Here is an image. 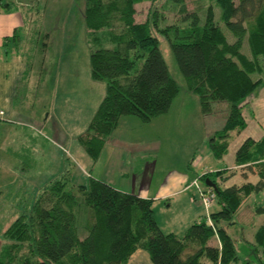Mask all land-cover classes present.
<instances>
[{
	"label": "trees",
	"instance_id": "1",
	"mask_svg": "<svg viewBox=\"0 0 264 264\" xmlns=\"http://www.w3.org/2000/svg\"><path fill=\"white\" fill-rule=\"evenodd\" d=\"M206 1L204 16L200 17L186 11L185 0H85L83 22L91 79L105 83L102 101L86 130L77 137L93 163L121 117L132 116L148 123L166 113L178 95V84L170 77L158 48V34L167 40L187 90L197 95L202 115H210L216 102L228 103L222 129L206 140L215 160L227 154L232 132L245 128L242 110L246 100L264 82V0ZM209 2L220 8L222 28L215 22ZM164 5L183 14L182 26L159 25L164 18L159 8ZM146 6L141 22L137 13ZM15 32L11 37L15 50L28 43L37 48L42 36L36 25L23 42ZM227 32L233 42L228 41ZM43 37L47 39L48 34ZM244 41L251 57L241 51ZM35 47H24L25 86L35 74L30 52ZM16 100L25 103L26 93ZM235 165L240 167L241 176L253 174L258 181L225 186L235 172L199 175L198 181L213 184L205 191L199 188L215 194L213 203L218 210L207 211L180 237L161 231L152 200L119 191L92 177L84 184H73L66 170L50 180L30 209L20 213L3 233L11 242L0 249V264H130L137 250L144 251L151 264H234L237 245L227 228L236 224L244 201L264 191V136L258 141L246 139L235 153ZM81 206L88 209L83 239L77 234ZM256 212L264 210L258 208ZM253 240L263 258L244 260L243 264H264V225L256 229Z\"/></svg>",
	"mask_w": 264,
	"mask_h": 264
},
{
	"label": "rangeland",
	"instance_id": "2",
	"mask_svg": "<svg viewBox=\"0 0 264 264\" xmlns=\"http://www.w3.org/2000/svg\"><path fill=\"white\" fill-rule=\"evenodd\" d=\"M40 2L42 8L37 13L38 19L35 20V25L42 34L40 42L36 44L37 48L30 43L24 45L27 49L30 46L35 47L30 52H33L34 55L32 62L35 64L34 73L36 74V77L35 74L32 76L31 82L30 78L28 79L26 100L25 103L20 104L23 107L22 113H20L23 116H20L23 117L25 123L8 125L0 131V156H7L12 152L18 154L21 162L20 169L25 171V174H19V184L25 181L23 187L19 185L20 188L22 187L19 195L27 197L30 194L33 198L50 180L59 177L66 170L69 171L73 184H81L78 181L79 176H82L83 181L86 180L76 161L78 160L77 153H85L77 142V137L86 130L96 111H93L94 106L97 108L105 95V83L91 79L90 48L86 43L83 22L85 0H40ZM207 3L206 0H185L186 11L188 13L195 12L202 17ZM209 5H212L215 22L222 28L220 8L213 2H209ZM148 7L138 10V20L141 22L145 20ZM159 13L164 17L159 21L161 27L173 24L183 25V14L177 10L164 5L163 9L159 8ZM45 33L48 34L47 39L43 37ZM26 36L27 33L22 28L20 31L22 42L25 41ZM157 37L158 48L168 73L179 87V97L177 98L179 100L176 103L179 107L183 106L187 110L183 114L189 117L190 126L178 135L174 133L169 136V139H175L178 142L173 143L171 147L164 146L166 150L171 149L170 152L167 151L168 154L165 155L166 151H161L158 155L157 168L150 173L154 174V188H158V185L164 188L166 185H171L173 181L180 184L185 180L186 186L188 184L192 186L193 182L197 181L198 186L205 191L204 182L198 181L199 175H202L203 172L202 169H199V164L206 159L207 164H217L218 162L211 157H205L208 148L206 141H202V138L205 135L204 132L213 128L216 132L222 129L229 113V105L226 102H216L212 106L210 115H202L198 97L187 91L186 82L178 69L167 40L160 34ZM227 39L229 42L234 40L230 32H227ZM25 48L23 52L27 53ZM241 51L251 57L246 41H244ZM38 72L39 74H37ZM39 79H42L40 86L38 85L35 89V81L39 83ZM29 86L32 88L29 89ZM80 86L89 90V98L84 100L85 106L81 110L78 105L74 106L76 99L74 94L75 91L79 93ZM183 93L188 96H183ZM65 96H69V98ZM64 97L68 98L65 100L66 103L69 102L70 106L63 105ZM48 113L53 118L45 123ZM130 118L137 121L138 126L129 124L132 126L131 130H120L118 138L121 141L143 139L146 146L152 142V145L157 147L155 142L159 143L160 135L149 132L145 123L143 124L139 119L132 116ZM161 140L163 141V138ZM119 149H121L120 153L129 154V149L126 146L123 145ZM83 155L86 157L85 154ZM167 155L173 157L172 162L166 159ZM189 155L190 157H188ZM85 171L92 173L89 167H86ZM13 180L12 177L9 179L0 178L1 183L13 182ZM115 182L120 185L119 181ZM233 183H238V180L234 179ZM192 188L190 197L194 191L198 192L196 188ZM260 197L262 196L252 195L248 204L256 202L257 206L262 204L261 206L264 207L263 199L261 200ZM171 201V206H168L167 200L154 202L153 210L164 234L174 230L176 235L182 236L192 224L188 217L192 208L188 205L186 196H177ZM19 208L21 207L19 206ZM214 208H216L215 205ZM4 213L5 208L0 206L2 217ZM87 216L88 209L81 206L77 220V234L80 239H83L87 234L84 227ZM236 220L238 223L230 226L227 232L236 240L238 260L234 264H242L245 258L253 256V254L255 257L258 256L255 254L253 235L258 226L264 223V213L253 216L246 223L245 221L240 223L238 218ZM181 223H183L182 226ZM9 226L5 227L4 223L1 224L0 232L8 229ZM242 234L244 239L240 240ZM0 241L1 245L11 242L3 234H1ZM260 257L262 259V255Z\"/></svg>",
	"mask_w": 264,
	"mask_h": 264
},
{
	"label": "crops",
	"instance_id": "3",
	"mask_svg": "<svg viewBox=\"0 0 264 264\" xmlns=\"http://www.w3.org/2000/svg\"><path fill=\"white\" fill-rule=\"evenodd\" d=\"M40 4V0H0V131L5 129L8 125L19 124L20 122L25 123V120L23 117H21L23 114H20L22 113L23 109L22 105L20 106L22 102L16 100V98L19 96L24 98L27 91V85L25 86V83H23L24 74L26 71V59L23 53L24 46L19 50L13 49L14 45H12L13 43L11 42V37L15 31V33H19L18 35L20 36V31L22 28H24L25 33H30L32 26L35 25V20L38 19L37 13L42 8ZM6 5L8 6L6 7ZM32 78L33 77H30V82L32 81ZM41 80L39 79V83L34 80L35 89L38 87V85L40 86ZM20 86L23 87L22 90L19 89ZM31 88L32 87L29 86V89ZM78 92L79 93L75 91L74 94L76 98L74 106L78 105L79 110H81L85 106L84 100L86 101L89 98V90L83 86H80V91ZM183 96L188 95L183 93ZM65 97L69 98V96ZM65 97L63 105L70 106L69 102L66 103L65 100H68V98ZM178 97L179 93L172 101V104L166 113L151 119L148 123H145V126L149 132L160 135L158 138L159 143L155 142V146L157 147H154L152 142H149L148 146H146V142L143 139H130L128 141H121L118 138L120 135V130L129 131L131 130V125L138 126L139 124L134 119H131L130 116L121 117L118 127L108 137L105 146L95 163H93L85 153H77V165L79 166L80 172L85 176L86 179L83 181L82 176H79L78 181L81 184H84L87 182L89 177L101 180L119 191L136 194L141 198L152 200V207L154 202L160 200H167L168 206H171V200L174 199V197L181 195L186 196L189 203L188 205L192 208V212L188 216L190 221H192V224L200 218H204L207 211L198 200V192L195 193L194 191L190 197V190L193 191L191 184L186 186V184H184L185 180L180 184H176V182L173 181L171 185H166L164 188H162L160 185H158V188H154V174H150L157 168L158 155L160 152L166 151L165 155L168 154L167 151L170 152L171 149L166 150L164 146L171 147L173 143L178 142L175 139H169V136L173 135L174 133L178 135V133H181L190 126L188 120L189 117L183 114L187 112V110H185V107L183 106L179 107V105L176 103L178 102L177 100H179L177 99ZM246 103L247 104L245 108L242 110L245 128L240 133L232 132V138L229 141L227 154L222 160H216L218 165L215 163L207 164V159L203 160V162H200L199 164V169H202L203 171L201 174L208 171L213 172L224 170H227L228 173L235 172L234 175L226 181L225 186H241L245 183H256L258 181V177L253 174H249L247 178L241 176L240 167L235 165V153L246 139L258 141L264 136V82L259 90L248 97ZM96 109L97 108L94 106L93 111ZM50 118H53V116L48 113L45 123L48 122ZM214 133H216L215 128L204 132L205 135L203 136L202 141H206L208 137L212 136ZM162 138L163 141L161 140ZM54 141L56 140L54 139ZM123 145L129 149L128 155L120 153L121 149L119 148H121ZM83 154H85L86 157H84ZM19 157L20 156L18 154L13 152L7 156H0V178L4 177V179H9V177H12V179H14L13 182H0V206L1 208H5L3 217V213L0 215V225L4 223L5 227H8L20 213L28 211L36 197L34 196L33 198V196H30V194L27 197L19 195L20 189L25 185V181H22V183L19 184V174H25V171L20 169L21 162ZM166 157L167 160L169 159V162H172L173 157H170V155H167ZM188 157H190V155ZM205 157L213 158L209 150L207 151V155ZM93 164L95 165L93 166ZM86 167H89L92 173H87L85 171ZM234 179L238 180V183H233ZM115 181H119L120 185ZM19 185L22 187L20 188ZM263 194L264 191L252 195H256L257 197L262 196L260 198L261 200L263 199L264 203ZM252 195H250L244 201L240 208L238 215V220L240 223H243L244 221L246 223L250 220V218H253V216L255 217L259 214H262V212L257 213L256 209L261 208L264 210V207L261 206L262 204H260V206H257L256 202L252 203L251 205L248 204V201ZM214 205L216 208H214ZM19 206L22 208V210L19 208ZM217 210L218 206L215 202L208 211L211 213ZM155 220L159 228L162 230V227L159 224L156 216ZM237 223L238 222H236V224ZM182 225L183 223H181V226ZM261 225H264V223ZM5 230L0 232V238L1 234H3ZM168 233H173L175 235L177 234L174 230H171ZM242 239H244L243 234L240 237V240ZM2 246L3 245H1L0 241V249ZM255 254L258 256L255 257L253 254V256L245 258L244 260L257 262V260L261 258V255L259 251ZM130 264H151V262L148 258V255L144 251L137 250L132 255Z\"/></svg>",
	"mask_w": 264,
	"mask_h": 264
},
{
	"label": "built area",
	"instance_id": "4",
	"mask_svg": "<svg viewBox=\"0 0 264 264\" xmlns=\"http://www.w3.org/2000/svg\"><path fill=\"white\" fill-rule=\"evenodd\" d=\"M192 186L197 189L198 198L205 210L208 211L215 199V194L212 191L203 192L202 190H200L197 181H194ZM207 221L209 220L207 219Z\"/></svg>",
	"mask_w": 264,
	"mask_h": 264
},
{
	"label": "water",
	"instance_id": "5",
	"mask_svg": "<svg viewBox=\"0 0 264 264\" xmlns=\"http://www.w3.org/2000/svg\"><path fill=\"white\" fill-rule=\"evenodd\" d=\"M205 185L208 187H213V184L209 183L208 180H205Z\"/></svg>",
	"mask_w": 264,
	"mask_h": 264
}]
</instances>
